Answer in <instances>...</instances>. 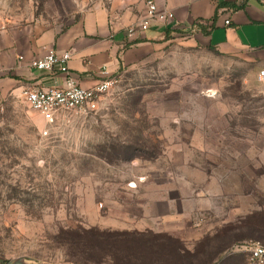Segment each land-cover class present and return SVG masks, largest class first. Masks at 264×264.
<instances>
[{"label": "rangeland", "instance_id": "1", "mask_svg": "<svg viewBox=\"0 0 264 264\" xmlns=\"http://www.w3.org/2000/svg\"><path fill=\"white\" fill-rule=\"evenodd\" d=\"M113 1L0 0V29L62 32ZM263 70L253 52L177 32L122 68L96 112L47 128L24 101L0 102V261L253 264ZM114 231L132 236L101 238Z\"/></svg>", "mask_w": 264, "mask_h": 264}, {"label": "crops", "instance_id": "2", "mask_svg": "<svg viewBox=\"0 0 264 264\" xmlns=\"http://www.w3.org/2000/svg\"><path fill=\"white\" fill-rule=\"evenodd\" d=\"M157 2L161 10L172 11L175 20L166 25L152 22L148 31L134 37H129L128 28L147 18L143 0H114L109 7L89 11L62 32L39 26L0 29V102H25V90L64 85L60 72L49 74L28 65L49 50L71 53L72 74L83 87L91 88L115 79L145 49L157 47L177 32L191 31L200 42L222 53L253 52L264 66V0L244 4L237 0ZM229 19L231 25L226 26Z\"/></svg>", "mask_w": 264, "mask_h": 264}, {"label": "built area", "instance_id": "3", "mask_svg": "<svg viewBox=\"0 0 264 264\" xmlns=\"http://www.w3.org/2000/svg\"><path fill=\"white\" fill-rule=\"evenodd\" d=\"M146 8L147 18L128 28L129 37L148 31L152 22L169 24L175 20V15L170 10H161L157 0H143ZM244 4L246 0H237ZM226 26L231 25V20L225 22ZM72 54L67 52L60 54L56 50H49L41 58L29 62V67L40 72L55 73L64 75V85L40 89H28L23 92L25 103L30 108L39 112L46 121L47 128L54 126L59 118L66 113H91L99 109L102 98L110 92L115 79L100 82L94 87L85 88L72 74L69 63ZM20 61H24L20 57ZM259 80L264 82V70L259 74ZM48 131L44 135H48ZM250 261L253 264H264V245L253 243L248 249ZM0 264H5L0 261Z\"/></svg>", "mask_w": 264, "mask_h": 264}, {"label": "trees", "instance_id": "4", "mask_svg": "<svg viewBox=\"0 0 264 264\" xmlns=\"http://www.w3.org/2000/svg\"><path fill=\"white\" fill-rule=\"evenodd\" d=\"M170 33V32H168ZM95 232V231H93ZM101 234V238L104 240L110 239V240H114V241H124L126 240V238H128L129 236H132L130 233H126V232H102Z\"/></svg>", "mask_w": 264, "mask_h": 264}]
</instances>
